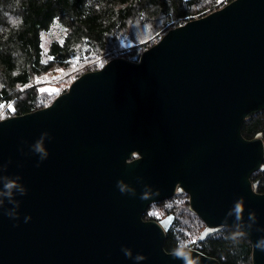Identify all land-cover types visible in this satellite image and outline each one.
<instances>
[{
    "label": "water",
    "instance_id": "1",
    "mask_svg": "<svg viewBox=\"0 0 264 264\" xmlns=\"http://www.w3.org/2000/svg\"><path fill=\"white\" fill-rule=\"evenodd\" d=\"M260 110L264 0H231L169 28L137 60L110 58L44 107L0 119V178L26 189L17 217L0 206V264H221L164 248L173 213L143 218L177 190L205 232L242 226L250 264H264V192L250 179L264 167V126L252 138L241 130ZM42 133L41 161L31 145Z\"/></svg>",
    "mask_w": 264,
    "mask_h": 264
},
{
    "label": "trees",
    "instance_id": "2",
    "mask_svg": "<svg viewBox=\"0 0 264 264\" xmlns=\"http://www.w3.org/2000/svg\"><path fill=\"white\" fill-rule=\"evenodd\" d=\"M229 1L0 0V104L12 106L0 110L3 118L50 103L60 91L49 88L42 92L40 87L41 80L54 69H62L59 78L63 83L71 75L74 79L101 67L113 56L137 60L140 52L169 28ZM130 24L145 27L147 37L130 42ZM45 37L49 38L47 44ZM263 126L264 110H260L244 120L242 134L252 138ZM250 179L256 191L264 192V167L254 171ZM174 202H178L179 212L171 208L173 205L169 207ZM159 211L174 214L165 235L167 251L193 247L221 264L251 263L248 239L243 235L233 240L237 230L226 226L205 232L204 223L189 207L186 193L176 192L150 204L143 218L157 220L155 213Z\"/></svg>",
    "mask_w": 264,
    "mask_h": 264
},
{
    "label": "clouds",
    "instance_id": "3",
    "mask_svg": "<svg viewBox=\"0 0 264 264\" xmlns=\"http://www.w3.org/2000/svg\"><path fill=\"white\" fill-rule=\"evenodd\" d=\"M14 26H18V24L14 23ZM0 119H2V118H0ZM47 136H48L47 133H42L40 140L36 141L33 145H31L32 150L35 153L39 154V159L41 161L46 159L47 155H48V152L44 149V147L42 145L43 139L45 137H47ZM134 158L137 159V160L140 159V157L138 155L135 156ZM129 163H131V161H129ZM37 166H39V165L37 164ZM3 167L6 168L7 166L4 165ZM19 179H20V177L16 176V179H15V182H14V181L8 180L6 176L0 178V180H2V182H3V189L0 190V206H3V204L5 203V199H7V201L9 203L14 205L13 208L6 210V215L11 217V218H15L18 215L16 209L19 207V202L14 199V195L16 193H19L20 195H24L26 193L25 187L18 183ZM137 179L140 180L139 177ZM117 186H118V188H119L121 193L127 192V193H129L131 195H135L136 194L134 188H131V187L125 188V186L119 181L117 182ZM147 191H150V189H149V187L147 185H144V191L143 192H147ZM154 194L155 195H159V192L157 191ZM140 199L141 200H148V199H150V197L148 195H146V194H141ZM239 211H240V209H239V206L237 205L236 206V215H237V219L238 220H239ZM29 219H30V217L26 216L25 217V222H27ZM249 220L251 221V223L246 225V226H243V227H246L247 229H251L252 224L255 222V218L250 216ZM241 227L242 226L237 225V229H236L237 230V235L232 237L233 240L239 239L241 236L244 235V232L241 231ZM258 231H264V229H258ZM258 247H260V249L262 251H264V241H261L260 244H258ZM121 250L123 251V253H124V255L126 257L133 258L132 257V253L130 252L129 249H127L125 247H122ZM180 255H184V253H180ZM143 259H144V257L139 255V254H137L134 257L135 261H141Z\"/></svg>",
    "mask_w": 264,
    "mask_h": 264
},
{
    "label": "rangeland",
    "instance_id": "4",
    "mask_svg": "<svg viewBox=\"0 0 264 264\" xmlns=\"http://www.w3.org/2000/svg\"><path fill=\"white\" fill-rule=\"evenodd\" d=\"M127 33H128V37L130 39V42L141 41L143 38L147 37V35H148L145 27L140 26L138 24H130L128 27ZM48 41H49V38L45 37L44 42L47 44ZM125 43L129 44V41H125ZM113 57H116V56H113ZM113 57H111V58H113ZM60 70H62V69H54L50 73L49 77L42 79L41 80L42 85L40 88L41 89L58 88V92L59 91L61 92L62 90L66 89L68 87L69 83L73 80L72 75L70 77H68V79L62 83V81L59 78V71ZM172 205H173L175 211H177V212L180 211V206L178 207V205H179L178 202L172 203L169 207H171ZM166 213H168V212L161 213V211H159V213H155V214L158 216V219H161V218H164L166 216Z\"/></svg>",
    "mask_w": 264,
    "mask_h": 264
},
{
    "label": "snow or ice",
    "instance_id": "5",
    "mask_svg": "<svg viewBox=\"0 0 264 264\" xmlns=\"http://www.w3.org/2000/svg\"><path fill=\"white\" fill-rule=\"evenodd\" d=\"M13 23H17V21L14 20ZM49 59H51V57H49ZM41 91H42V92H43V91H47V89H41ZM5 107H7V108H9V109L12 108L11 104H8L7 106H5V105H3V104H0V110L4 109ZM0 118H3V111H0ZM193 242H194V241H193Z\"/></svg>",
    "mask_w": 264,
    "mask_h": 264
},
{
    "label": "flooded vegetation",
    "instance_id": "6",
    "mask_svg": "<svg viewBox=\"0 0 264 264\" xmlns=\"http://www.w3.org/2000/svg\"><path fill=\"white\" fill-rule=\"evenodd\" d=\"M176 192H183V191L177 190ZM184 193H185V192H184ZM172 208H173V206H172ZM170 213H172V212H168V213H166V215H167V214H170ZM173 221H174V219H173Z\"/></svg>",
    "mask_w": 264,
    "mask_h": 264
}]
</instances>
